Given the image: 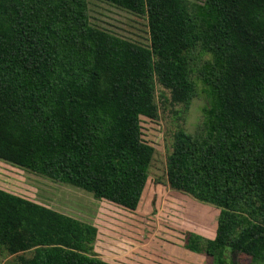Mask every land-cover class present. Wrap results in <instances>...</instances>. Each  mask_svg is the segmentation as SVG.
Masks as SVG:
<instances>
[{"label": "trees", "instance_id": "1", "mask_svg": "<svg viewBox=\"0 0 264 264\" xmlns=\"http://www.w3.org/2000/svg\"><path fill=\"white\" fill-rule=\"evenodd\" d=\"M108 1L145 13L149 46L96 31L86 0H0V159L136 210L155 83L184 106L203 95L166 160L171 190L219 209L214 236L186 245L215 264L228 249L264 261V0ZM96 233L0 188V251L20 264H113Z\"/></svg>", "mask_w": 264, "mask_h": 264}, {"label": "rangeland", "instance_id": "2", "mask_svg": "<svg viewBox=\"0 0 264 264\" xmlns=\"http://www.w3.org/2000/svg\"><path fill=\"white\" fill-rule=\"evenodd\" d=\"M188 1L199 3L202 0ZM86 2L88 22L96 31L135 46H149L145 13L108 0ZM154 102L155 117H141L142 139L152 145L154 151L136 210L98 199L82 188L4 159H0V188L93 224L97 228L93 251L113 264H215L212 256L191 250L186 245V237L190 234L212 238L219 209L171 190L166 184V160L172 151L173 135L179 128L190 133L198 128L203 95L184 106L173 101L170 91L156 82ZM200 243L202 246L203 241ZM24 254L28 256L30 252ZM224 260L226 264H264V261L254 262L248 255L231 249L224 252ZM0 264L20 263L16 256L0 251Z\"/></svg>", "mask_w": 264, "mask_h": 264}]
</instances>
